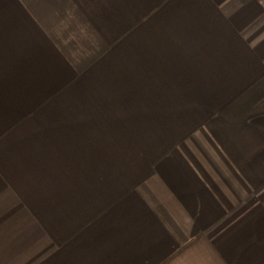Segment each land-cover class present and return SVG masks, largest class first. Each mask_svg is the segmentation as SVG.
Masks as SVG:
<instances>
[{
	"label": "crops",
	"instance_id": "obj_1",
	"mask_svg": "<svg viewBox=\"0 0 264 264\" xmlns=\"http://www.w3.org/2000/svg\"><path fill=\"white\" fill-rule=\"evenodd\" d=\"M0 264H264V0H0Z\"/></svg>",
	"mask_w": 264,
	"mask_h": 264
}]
</instances>
